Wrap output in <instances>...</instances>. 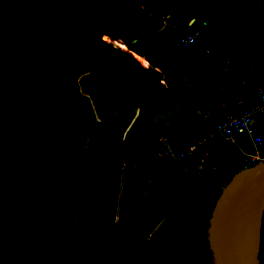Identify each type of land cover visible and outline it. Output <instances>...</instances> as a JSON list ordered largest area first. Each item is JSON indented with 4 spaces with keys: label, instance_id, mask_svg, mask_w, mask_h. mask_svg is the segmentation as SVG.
I'll return each mask as SVG.
<instances>
[{
    "label": "trees",
    "instance_id": "16d2710c",
    "mask_svg": "<svg viewBox=\"0 0 264 264\" xmlns=\"http://www.w3.org/2000/svg\"><path fill=\"white\" fill-rule=\"evenodd\" d=\"M216 2L225 14L264 10L257 0ZM192 4L189 9L201 6L197 1ZM0 12V47L7 49L0 57V111L4 102L16 95L33 93L42 98L35 112L40 146L16 151L0 143V264H212L208 253L195 260L187 258V251L173 255L174 211L168 215L163 205L146 197L145 188L137 189L145 181L143 171L134 164L155 160L161 150L158 138H172L173 134L160 130L148 135L156 148L146 150L141 144L140 152L131 156L124 152L116 157V150L105 151L104 143L99 142L90 148L86 144L74 147L71 130L79 116L62 106L65 82L73 96L85 99L100 119L109 121L116 111H128L132 123L139 107V81L147 85L154 102L169 100L174 84L162 81L173 79L170 63L197 83H209L212 75L225 81L230 73L244 72L252 86L231 80L223 83L216 98L218 111L224 101L237 113L241 107L236 93L250 96L255 84L264 86V70L252 69L247 62L249 56L264 53V33L239 30L228 39L224 31L210 26L208 34L213 37L204 41L209 40L211 50L228 60L232 65L228 69L219 57L209 59L200 54V45L180 49L179 41L192 17L180 0H0ZM196 19L209 27L206 19ZM105 37L121 41L128 51ZM129 51L144 58L150 67H144ZM9 67L19 68L13 79L3 74ZM214 126L207 127V132ZM203 135L196 133L194 139ZM208 149L220 162L221 154L231 160L239 151L218 140ZM156 162L177 169L188 167L190 161L162 158ZM228 164L230 161L221 162L223 167ZM162 168L157 167L159 172ZM213 206L204 215L188 214L196 239L191 255L207 244ZM149 212L155 220L152 230L146 231L152 218L139 216ZM180 251L179 243L174 253ZM260 262L264 264V217Z\"/></svg>",
    "mask_w": 264,
    "mask_h": 264
},
{
    "label": "rangeland",
    "instance_id": "374dc122",
    "mask_svg": "<svg viewBox=\"0 0 264 264\" xmlns=\"http://www.w3.org/2000/svg\"><path fill=\"white\" fill-rule=\"evenodd\" d=\"M180 1L187 8L190 16L196 17L199 20L200 18L206 19L208 24L210 23L209 27L199 26V29L209 36L210 40L213 37V33L211 35L208 34L210 26L224 31L228 39L239 30H252L255 34L264 33V10L252 9L246 15H232L220 11L216 0ZM196 1L201 4L200 8L189 9L188 7H192V3ZM257 1L264 7V0ZM1 16L2 13L0 12V18ZM194 23H196L195 20H191L189 25ZM166 25V23L163 24V26ZM196 29L197 25H193L184 29V33L193 32ZM109 41L113 42L115 47L120 46L123 50H127L122 42H120L121 44H117V41L110 39ZM204 42L206 46L209 45L210 47L209 40H205ZM6 54L7 49L0 47V57ZM218 56L220 54L218 55L212 51L209 58H216ZM219 59L221 64L226 68L232 69V65L228 60L221 57ZM247 62L252 66V69L258 67L260 70H264V53L257 56H249ZM169 68L173 79L165 77L162 81V84L165 85H168L170 82L174 84L169 100L163 104L154 102L148 92L147 85L143 81H139L140 87L136 92L139 107L135 111L136 119L132 123L127 117L128 111H116L109 121L100 119L93 108H89L85 99H82L81 96H73L71 89L65 82L67 93L62 106L65 109H71L78 113L79 116L77 126L71 130L74 147L86 144V147L90 148L99 142L104 143L102 149L105 151L111 152L112 148L116 150L118 153L114 155L116 157L119 154H124V152H126L127 156H131L132 153L140 152L141 144L143 145L148 135L160 130L170 131L176 140L191 142L193 140L191 138L196 133L205 130L206 126H213L219 120L216 98L222 90L223 83L232 80L235 84L238 81L245 83V85L252 84L248 78H245L248 75L244 72L230 73L232 74L230 75V79H226L225 81L221 76L215 78L212 75V80L209 83H197L187 78L184 70L179 66L170 63ZM18 70V67H9L3 71V74L6 78L13 79ZM0 80H2L1 76ZM248 80L249 82H247ZM50 81L55 82V79L50 77ZM41 102V96L33 93L16 95L14 98L12 97L10 100L4 102L2 105L3 110L0 111V143H5L3 147L8 146L16 151H22L25 148L40 146V141L42 140L36 136L37 132L35 133L36 128L39 127L35 112ZM129 122L131 126H128L129 129L126 130V125ZM129 130L130 132L128 133ZM82 149H85V147ZM221 156L223 157L221 160L223 164L230 161L229 157H225L223 154ZM129 158L132 159L131 157ZM129 158L128 161L131 163ZM149 161L152 162V160ZM190 162L195 164L193 161ZM190 162L189 166L192 167ZM163 165H166V163L164 162ZM134 167H137L139 172L143 171L141 176L144 177L142 180L145 181V183L140 182L142 184L137 189H143L144 185H147V188H145L146 197L163 205L164 210L167 212H171L167 205L175 206L172 207L176 217L175 223L176 220L187 217L190 206L192 211V207L202 211L207 206L204 202L206 196L204 198L201 195L202 193L208 195L209 191L205 192L203 191L204 188L198 187L200 185H207V182L201 179V172L205 171L202 166L197 167L198 169L182 170L180 173H176V176L174 172L164 168L161 169V172L157 176H150L149 170L152 169L148 166L144 167L143 162L135 163ZM222 170L227 173V166L218 170L217 174H215L218 178L222 176ZM177 180L182 183V188L178 185ZM219 193L214 197H217ZM129 207L132 212L134 203L130 204ZM139 207L143 208V206Z\"/></svg>",
    "mask_w": 264,
    "mask_h": 264
},
{
    "label": "water",
    "instance_id": "95a60500",
    "mask_svg": "<svg viewBox=\"0 0 264 264\" xmlns=\"http://www.w3.org/2000/svg\"><path fill=\"white\" fill-rule=\"evenodd\" d=\"M133 55L138 59L137 55ZM146 216L152 218V224L146 230L151 231L155 217L151 212L139 217ZM263 217L264 164L259 163L237 170L229 176V180L214 203L208 221L207 247L194 256L190 254L188 248L187 258L195 260L208 253L212 264H261ZM176 242L171 248V253L177 256L185 254V247L182 251L174 253ZM193 242L192 240L191 244Z\"/></svg>",
    "mask_w": 264,
    "mask_h": 264
},
{
    "label": "built area",
    "instance_id": "2783aa9c",
    "mask_svg": "<svg viewBox=\"0 0 264 264\" xmlns=\"http://www.w3.org/2000/svg\"><path fill=\"white\" fill-rule=\"evenodd\" d=\"M202 36L201 32L196 29L181 39L179 47L182 50L187 49L197 41H201ZM207 53H209L208 50ZM235 97L236 103L241 107L240 112L234 113L229 110L227 103L220 105L225 117L202 138L180 147L174 139L160 136L158 142L162 149L154 156L155 160L162 158L179 162L190 160L195 162V167L214 164L217 161L212 150L208 149L210 143L218 140L239 147L238 138L242 137L252 145L253 151L245 153L242 150L244 152L242 156L234 153L235 161L240 162L244 167L264 164V86L257 83L254 93L250 96L237 92Z\"/></svg>",
    "mask_w": 264,
    "mask_h": 264
},
{
    "label": "flooded vegetation",
    "instance_id": "af4514ba",
    "mask_svg": "<svg viewBox=\"0 0 264 264\" xmlns=\"http://www.w3.org/2000/svg\"><path fill=\"white\" fill-rule=\"evenodd\" d=\"M220 164H221V162L220 161H217L214 164H209V165L206 164L205 166H202V167H205L206 169H205V171H202L201 172V174H202L201 179L205 180L207 182V185L206 186L200 185L198 187H200L202 189L204 188L203 191H205V192H207V190L209 191V194L208 195L205 194V193L204 194L202 193V195H201L204 198L206 196V199L204 200V202L206 203L207 206H205L202 211L200 209H196V208L192 207L194 212H197V213H199L201 215H204V211L210 205H213L215 203L216 199L220 195L219 192H221L223 186L229 180L227 178H228V176L230 174L228 176L225 175V171L224 170H222L223 172H221V175L222 176L220 178H218L215 175V174H217V172H218L219 169H222V167L220 166ZM210 165H211V167H210ZM214 170H216V173H215ZM174 183H175V181H174ZM180 188H182V187H180ZM218 193H219V195L217 197H214ZM170 210H172V207L170 208ZM177 210H179V209H177ZM188 212L189 213L192 212L191 206H190V209H189ZM172 214L173 213H171V212L168 213V215H172ZM188 216L189 215H187V217L185 219L176 220V223H174V226L173 227L176 229V235L172 236V237H174L172 241H173V243H175L176 240H177L176 245H178L180 243L182 249L185 247L186 251L188 252V248H190V252H191L192 246H193L194 242L196 241V239H195L194 231H193L191 225L187 222ZM179 227H183L185 229V232L186 233L185 234L182 233ZM190 233H192V235ZM188 239H189V241L187 243V240ZM192 240L194 242L191 244ZM206 241H207V230H206ZM184 244H185V246H183ZM206 247H207V244H206V246L202 250H200L197 253H195V255L201 253ZM192 256H194V255H192Z\"/></svg>",
    "mask_w": 264,
    "mask_h": 264
},
{
    "label": "crops",
    "instance_id": "0c3cea01",
    "mask_svg": "<svg viewBox=\"0 0 264 264\" xmlns=\"http://www.w3.org/2000/svg\"><path fill=\"white\" fill-rule=\"evenodd\" d=\"M200 32H201V34L203 35L202 36V38H201V41H197L193 46H191V47H188L187 49H190V48H192V47H195L196 45H200V47H201V51H200V54H203V56H205V57H208L209 58V54L210 53H212V50H208L209 51V53H207V49H206V47H209L208 45L206 46L205 45V42H204V38H206V39H209V36H207L203 31H201V30H199ZM181 49V48H180ZM183 50H185V49H183ZM218 57H220V56H218ZM247 82H249V81H247ZM239 84H241V85H245V83H241V82H239L238 81V83H237V85H239ZM247 85H249V86H252V84H247ZM255 86H256V84H255ZM255 88V87H254ZM224 103H226V102H224V101H222V102H220V105L222 106V104H224ZM221 106H220V109H221ZM219 109V111H218V114H219V120L214 124V125H216L219 121H221L224 117H225V114H224V112L222 111V109L220 110ZM218 110V109H217ZM207 126L205 127V130H203L202 131V133H204V135L206 134V133H208L207 132ZM203 135V136H204ZM161 136H165V135H161ZM195 136V135H194ZM194 136L191 138V139H193V140H196V139H194ZM202 136V137H203ZM168 137V136H167ZM201 137V138H202ZM169 138H171V137H169ZM172 139H174L176 142H178V144H179V146L180 147H182V146H185V145H187V144H189L190 142H187V141H182V140H176L175 138H174V136L172 137ZM192 140V141H193ZM191 141V142H192ZM238 142H239V144H240V146L238 147V149H239V151L238 152H235V153H238V154H240V156H242V154H244V152L245 153H251L252 151H253V148H252V145L247 141V139H244V138H242V137H239L238 138ZM143 146H144V149H146V150H150V149H154V148H156V145H152V143H150V140H149V136L144 140V143H143ZM159 147L161 148V146L159 145ZM162 149V148H161ZM248 149H250V151H248ZM242 150H244V152L242 151ZM161 151V150H160ZM159 152V151H158ZM157 152V153H158ZM232 156V158H231V160H230V165L228 164L227 165V176L229 175V176H231L232 174H234L237 170H240L241 169V167L243 168L244 167V165H242L240 162H237V161H235V157H234V155L232 154L231 155ZM171 162H179V161H174V160H170ZM160 163H162V162H156V161H154V160H152V162H150L149 160L146 162V161H143V164H144V166L146 167V166H148L150 169H152V170H149V172H150V176H157L160 172H159V170L157 169V167H163L164 169H166V170H169V171H171V172H174V175L176 176V173H180V171H182V170H186V169H198L197 167H195V166H188V167H184V168H177V169H171V167H169L168 169L167 168H165L166 167V165H163V163L159 166V164ZM146 164V165H145ZM192 165V164H191ZM239 165V166H238ZM220 166H221V164H220ZM222 168H223V166H221ZM162 168V169H163ZM202 168H204V169H206L205 167H202ZM215 172H216V170H214ZM225 174V175H226ZM229 176H228V178H229ZM177 182H178V185L181 187V185H182V183L179 181V180H177ZM147 186V185H146ZM146 186H144L143 188H147Z\"/></svg>",
    "mask_w": 264,
    "mask_h": 264
},
{
    "label": "clouds",
    "instance_id": "9594fccd",
    "mask_svg": "<svg viewBox=\"0 0 264 264\" xmlns=\"http://www.w3.org/2000/svg\"><path fill=\"white\" fill-rule=\"evenodd\" d=\"M191 20H195V21H196V23H195V24H192V25H197V29H198V30H200V29H199V26H200V25L205 26V25H204L205 23L203 24V23L201 22V23L199 24V23L197 22L196 17H192V18L190 19V21H191ZM188 27H190V26H189V23H188ZM189 33H190V32H189ZM189 33H187V34H189ZM187 34H185V35H187ZM183 38H184V37H183ZM183 38H182V39H183ZM180 41H181V40H180ZM180 41H179V43H180ZM109 42H110V41H109ZM120 42H121V41H120ZM111 43H113V42H111ZM117 48H119V47H117ZM119 49H121V48H119ZM206 49H207V50H211V47H206ZM121 50H123V49H121ZM123 51H125V50H123ZM127 51H128V48H127ZM127 51H126V52H127ZM129 52H130L132 55L135 54V53H133V52H131V51H129ZM135 55H136V54H135ZM210 55H211V53L209 54V56H210ZM133 56H134V55H133ZM137 56H138V55H137ZM138 57H140V56H138ZM209 59H210V58H209ZM137 60H138V59H137ZM138 61H139V60H138ZM139 62H140V61H139ZM140 63H141V62H140ZM141 64H142V63H141ZM142 65H143V64H142ZM143 66H144V65H143ZM148 66H149V63H148ZM144 67H146V66H144ZM149 67H150V66H149ZM149 67H146V68H149ZM162 83H163V82H162ZM164 85H165V84H164ZM243 168H246V167H243Z\"/></svg>",
    "mask_w": 264,
    "mask_h": 264
},
{
    "label": "bare ground",
    "instance_id": "6f19581e",
    "mask_svg": "<svg viewBox=\"0 0 264 264\" xmlns=\"http://www.w3.org/2000/svg\"><path fill=\"white\" fill-rule=\"evenodd\" d=\"M104 39L107 40V41L109 40V38H107V37H105ZM116 43H117V44H121L120 41H117ZM123 47H124V46H123ZM125 48H127V47H125ZM138 60H139L144 66H146V67L148 66V63H147V61H146L144 58H142V57H138Z\"/></svg>",
    "mask_w": 264,
    "mask_h": 264
}]
</instances>
